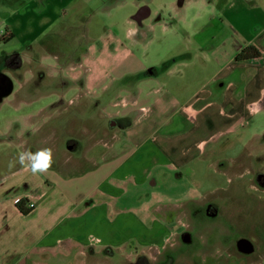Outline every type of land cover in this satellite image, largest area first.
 <instances>
[{
    "label": "crops",
    "instance_id": "0c3cea01",
    "mask_svg": "<svg viewBox=\"0 0 264 264\" xmlns=\"http://www.w3.org/2000/svg\"><path fill=\"white\" fill-rule=\"evenodd\" d=\"M90 2L0 0V48L21 46L0 56V76L9 86L0 93V264H148L147 258L158 264L159 257L152 259L150 250L174 243L176 228L168 223L173 213L177 220H195L198 214L209 215V204L188 207L186 200L179 207H162L157 218L153 211L158 207L149 203L165 193L157 185L201 161L216 138L264 110V0H183L179 18L187 20L185 26L188 14L191 20L184 34L197 36L205 54L203 66L209 68L206 85L178 107L177 120L164 122L135 145L128 129L119 126L123 137L111 133L114 141L99 157L95 148L100 140L89 143L81 155L77 140L68 138L61 147L49 119H36L50 107L47 102L36 107L37 100L49 98L45 87L40 92L29 85L42 82L49 59L42 51L63 35L64 20ZM204 11L208 22L197 30L193 23ZM248 45L260 57L234 62ZM16 52L20 65H7L15 72L11 76L3 66ZM24 60L34 69L20 74ZM41 148H51L53 163L46 172L33 174L19 163L18 154ZM28 196L34 197L35 207L28 210L24 204L28 213L22 214L16 203ZM179 225L190 226L183 220ZM181 237L189 240L185 231Z\"/></svg>",
    "mask_w": 264,
    "mask_h": 264
},
{
    "label": "rangeland",
    "instance_id": "374dc122",
    "mask_svg": "<svg viewBox=\"0 0 264 264\" xmlns=\"http://www.w3.org/2000/svg\"><path fill=\"white\" fill-rule=\"evenodd\" d=\"M90 1L64 20L63 35L42 51L49 54L42 82L29 86L40 92L45 87L49 98L37 100L36 107L46 102L50 107L36 119H49L60 146L68 138L77 140L81 155L89 143L100 140L98 156L113 143L111 133L123 137L119 126L128 129L135 145L164 122L176 121L178 107L206 85L209 67L203 66L206 59L197 36L184 34L191 20L188 14L185 26L187 20L179 18L183 0ZM137 14H142L140 19L134 18ZM201 14L193 23L197 30L209 19L205 11ZM13 49L21 46L5 45L0 56ZM28 68L34 69L24 60L18 73ZM3 69L15 74L7 64ZM200 160L158 184L165 193L149 203L158 207L153 211L157 218L162 207H179L186 200L188 207L208 203L210 213L195 220H177L173 213L168 223L176 228L174 243L150 250L152 259L158 256V264H264V110L216 138ZM182 220L190 226L179 225ZM184 231L188 241L181 237ZM147 263L154 261L147 258Z\"/></svg>",
    "mask_w": 264,
    "mask_h": 264
},
{
    "label": "clouds",
    "instance_id": "9594fccd",
    "mask_svg": "<svg viewBox=\"0 0 264 264\" xmlns=\"http://www.w3.org/2000/svg\"><path fill=\"white\" fill-rule=\"evenodd\" d=\"M18 158L19 163L33 174L46 172L53 163L51 148H41L36 152L24 150L18 154ZM96 243H99V240H96Z\"/></svg>",
    "mask_w": 264,
    "mask_h": 264
},
{
    "label": "trees",
    "instance_id": "16d2710c",
    "mask_svg": "<svg viewBox=\"0 0 264 264\" xmlns=\"http://www.w3.org/2000/svg\"><path fill=\"white\" fill-rule=\"evenodd\" d=\"M259 50L254 45H248L241 49L236 56L234 57V62H248L250 60L256 59L260 57ZM7 65L11 67H16L20 65V56L18 53H13L6 59ZM26 200H20L16 203V207L22 214L28 213V210L25 209L24 204ZM145 260H143V263ZM140 264V261L137 262Z\"/></svg>",
    "mask_w": 264,
    "mask_h": 264
},
{
    "label": "water",
    "instance_id": "95a60500",
    "mask_svg": "<svg viewBox=\"0 0 264 264\" xmlns=\"http://www.w3.org/2000/svg\"><path fill=\"white\" fill-rule=\"evenodd\" d=\"M141 11H142V13H144L145 8H143ZM140 15H142V14H137V15L134 16V18L135 19H137V18L140 19ZM2 78H5L4 82L1 80ZM8 87L9 86H8V81H7L6 77L1 75L0 76V93H4L7 90ZM244 246H245V244H244ZM240 247H241V245H240ZM247 248H248V246L246 245V247L244 249H247ZM250 249H251V247H249V250H247V251H250ZM244 251H246V250H244Z\"/></svg>",
    "mask_w": 264,
    "mask_h": 264
},
{
    "label": "built area",
    "instance_id": "2783aa9c",
    "mask_svg": "<svg viewBox=\"0 0 264 264\" xmlns=\"http://www.w3.org/2000/svg\"><path fill=\"white\" fill-rule=\"evenodd\" d=\"M23 200L25 201V206L28 210H31L35 207V203H34V197L32 196H28L26 198H24Z\"/></svg>",
    "mask_w": 264,
    "mask_h": 264
}]
</instances>
